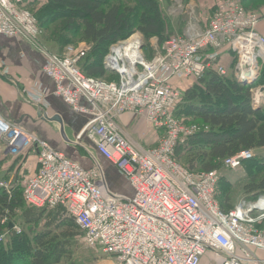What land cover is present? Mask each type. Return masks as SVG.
<instances>
[{
	"label": "built area",
	"instance_id": "obj_1",
	"mask_svg": "<svg viewBox=\"0 0 264 264\" xmlns=\"http://www.w3.org/2000/svg\"><path fill=\"white\" fill-rule=\"evenodd\" d=\"M27 1L0 0V35L23 38L43 54L42 69L53 80L54 93L73 111L89 115L79 137L87 132L95 136L99 153L128 179L134 193L110 191L98 163L84 168L0 113L3 154L18 157L29 151L36 156V172L22 181L26 203L66 207L84 243L114 264H264L259 254H264V195L240 199L223 210L217 199L219 170L192 171L174 157L178 144L209 128L175 114L182 95L178 84L200 79L209 68L225 74L222 57L229 50L235 67L246 57L247 71L258 76L264 64V35L256 26L264 15L247 10L241 0H217L204 27L189 24L183 34L162 44L151 38L159 51L150 59L143 47L130 46L134 40L144 45L136 32L109 47L103 64L118 78L107 80L80 69L88 49L84 44L66 46L61 54L49 51L40 41L43 30ZM24 94L46 107L41 84L31 85ZM251 102L264 104V84L251 88ZM124 113L144 117L158 132L155 146L143 147L125 133L119 123ZM252 156V150L242 149L220 163L235 170ZM0 187L11 193L10 180H1ZM13 230L21 233L22 228L14 224Z\"/></svg>",
	"mask_w": 264,
	"mask_h": 264
},
{
	"label": "trees",
	"instance_id": "obj_2",
	"mask_svg": "<svg viewBox=\"0 0 264 264\" xmlns=\"http://www.w3.org/2000/svg\"><path fill=\"white\" fill-rule=\"evenodd\" d=\"M132 1L126 5L121 0H28L26 6L42 28L40 41L49 51L61 54L67 44L84 42L88 49L79 62L82 72L116 80L117 74L103 64L112 44L138 32L145 41L144 56L150 59L154 48L151 38L162 44L177 35L168 30L170 23L165 20L160 0ZM241 2L249 11L264 10V0ZM260 84H264V64L252 84L244 85L235 76L220 74L214 68L200 79L189 78L178 84L182 95L175 114L209 128L178 144L175 159L192 171L219 170L223 158L242 149L252 150L253 156L241 166L248 179L241 187L247 200L264 195V104L255 109L251 102V88ZM6 160L0 157V168ZM1 180H10L12 189L8 194L0 187V235L6 234L0 241V264H74L70 248L76 237L83 241V232L67 208L27 204L20 174L12 178L4 175ZM230 187V182L220 176L217 199L223 210L235 206L228 198ZM17 217L24 226L21 233L9 228V223L17 224ZM3 218H7L5 224L1 223Z\"/></svg>",
	"mask_w": 264,
	"mask_h": 264
},
{
	"label": "crops",
	"instance_id": "obj_3",
	"mask_svg": "<svg viewBox=\"0 0 264 264\" xmlns=\"http://www.w3.org/2000/svg\"><path fill=\"white\" fill-rule=\"evenodd\" d=\"M43 62V54L23 38L0 35V113L25 131L44 139L84 168L98 163L110 191L132 196L134 191L128 179L99 153L95 136L87 132L79 137L89 115L73 111L54 93L55 84L43 72ZM35 83L41 84L46 90L47 105L44 108L25 97V90ZM80 101L85 103L83 98ZM53 116L59 117L61 123L51 120ZM119 123L139 145H156L158 132L149 126L143 116L124 113ZM0 157L7 158L6 164L0 168L1 177L6 175L12 178L20 174L24 181L36 172V156L29 151L22 152L18 157L5 156L3 144L0 143Z\"/></svg>",
	"mask_w": 264,
	"mask_h": 264
},
{
	"label": "rangeland",
	"instance_id": "obj_4",
	"mask_svg": "<svg viewBox=\"0 0 264 264\" xmlns=\"http://www.w3.org/2000/svg\"><path fill=\"white\" fill-rule=\"evenodd\" d=\"M121 2L126 5L133 4L132 0H121ZM160 2L161 10L166 16L165 20L167 22L169 21L170 23V27H168L169 32L172 31V34L178 35L183 34L189 24H192L196 27H204L208 22L210 16L212 15L217 0H189L187 2L183 0H160ZM38 6L39 5L33 8H37ZM253 12H257L264 15V10H257ZM256 29L260 34L264 35V18H261L259 20ZM82 44H84V42L78 41L75 44H67V46H73L78 48ZM150 44H152L151 40ZM152 49V55L159 51L155 47ZM144 55H147V52L145 50ZM222 58L223 66L226 69V73L224 75L234 78V65H236L235 55L228 53L227 55L224 54ZM241 62H244L243 58ZM245 63H247V61ZM259 66H261V64ZM261 105H263V103ZM219 172L220 175L223 176V178L230 182L231 187L228 193V198L232 201L233 204H236L237 202H239L240 199H243L241 187H243V185L248 182V179L245 178L246 173L244 172L242 167H239L235 170L220 168ZM17 221V224L24 230V226L19 222L18 217ZM75 239L74 244L70 248V254L72 256L71 261L74 264H114L113 259L111 257L104 256L98 250L88 247L80 239V237H76ZM60 264H66V262Z\"/></svg>",
	"mask_w": 264,
	"mask_h": 264
},
{
	"label": "water",
	"instance_id": "obj_5",
	"mask_svg": "<svg viewBox=\"0 0 264 264\" xmlns=\"http://www.w3.org/2000/svg\"><path fill=\"white\" fill-rule=\"evenodd\" d=\"M130 46L132 47V48H137V49H142V47H143V44H141V43H139V41H137V40H134V41H132V42H130ZM240 70L238 69V67H235V69H234V72L236 73V79L240 82V83H242V84H252V83H254L255 82V80H256V78H257V74H254V75H251L250 76V73L249 72H239ZM252 106L255 108V109H257V108H260L261 107V104H252ZM42 112H39V114H41ZM43 116H45V117H47L46 116V114H44ZM51 120H53V121H57V122H59V123H61V120L59 119V117H57V116H53L52 118H51ZM12 223H9V228H11L12 227Z\"/></svg>",
	"mask_w": 264,
	"mask_h": 264
},
{
	"label": "bare ground",
	"instance_id": "obj_6",
	"mask_svg": "<svg viewBox=\"0 0 264 264\" xmlns=\"http://www.w3.org/2000/svg\"><path fill=\"white\" fill-rule=\"evenodd\" d=\"M243 61H244V62H241V61H240L238 69L240 70L239 72H243V73H244V72H246L247 70H249V69L247 68V66H246L247 63H245L246 61H247V62H249V61H248V59H247L246 57L243 58ZM247 72L250 73V76H251L252 74H254V73H253L254 70L247 71Z\"/></svg>",
	"mask_w": 264,
	"mask_h": 264
}]
</instances>
